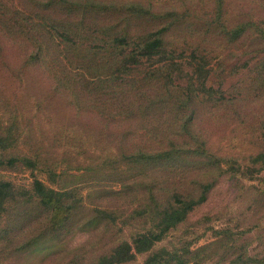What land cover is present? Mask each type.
Listing matches in <instances>:
<instances>
[{
	"label": "rangeland",
	"instance_id": "1",
	"mask_svg": "<svg viewBox=\"0 0 264 264\" xmlns=\"http://www.w3.org/2000/svg\"><path fill=\"white\" fill-rule=\"evenodd\" d=\"M5 26L16 27L15 36L5 38ZM111 28L136 39L161 33L176 61H203L215 91L194 103L179 99L167 116L149 102L153 90L142 98L114 88L121 77L100 85L90 78L94 111L81 110L49 70L65 46L40 35L75 29L102 52L96 32ZM81 39L74 36L60 57L77 56ZM39 60L38 70L31 62ZM184 68L169 83L198 92L195 68ZM257 81L264 82V0H0V133L11 130L17 140L0 157L37 161L0 169L17 192L0 214V264H92L120 240L152 229V197L164 198L162 189L172 200L175 189L197 200L204 184L211 185L206 201L152 249L157 264H264V162L257 157L264 86ZM119 104L131 109L130 120ZM132 153L173 159L143 167L126 157ZM35 179L68 191L67 209H74L59 224L36 198ZM148 255L127 264H145Z\"/></svg>",
	"mask_w": 264,
	"mask_h": 264
},
{
	"label": "trees",
	"instance_id": "2",
	"mask_svg": "<svg viewBox=\"0 0 264 264\" xmlns=\"http://www.w3.org/2000/svg\"><path fill=\"white\" fill-rule=\"evenodd\" d=\"M85 7H87V5H85ZM10 18H12L10 19L12 22L19 21L14 19L17 18L16 16L12 15ZM14 26L2 27L5 38L15 36V30L17 31V28ZM34 26L35 25H31V29L28 32L34 31ZM107 31H110V33H106ZM96 33L98 36L95 37V39L98 42L104 43L102 52L100 51L101 48L100 50L92 51L86 38L82 40L76 37L78 36V32L75 29H73V31L70 29L67 31H65V29H55V33L47 31V35H40L42 37L60 40L62 46H65V48L60 51L61 55L65 52L69 55V50L73 48V45L69 46L68 42H73L72 39H74V36L77 39H81L80 47L74 48V51L77 52V56L72 58L67 57V55L64 57H60L61 55L55 57V61H53V65H51L49 69L58 85L66 88V91L69 92L73 98H76V102L81 110L91 108L92 111H94L93 106L89 105L93 102L90 95L91 92L87 88V85L90 84V78H93L95 85H100L97 83H106L112 79L110 81L111 83L118 77H121V81L123 80L124 84H116L114 88L121 87L123 89L126 87V89L136 93L142 98L144 97L142 96L143 94H147L146 92H151V90H153L156 95L154 98H151L149 102L155 106H161V110H164L167 116L173 112L179 99L194 103L203 95L204 98H206L215 91L213 85L209 83L211 76L210 71H207L201 64L203 61L199 57H196L197 55H193L194 57L191 58L192 60L188 61V63L184 60L176 61L178 59L174 56L176 53L175 50L167 49L168 47L159 32L148 33L146 36H140L137 39L130 37L127 32L119 33L115 28L99 30ZM47 47L46 51L50 52L49 46ZM58 50H60V48H58ZM181 56L183 57L184 54ZM146 64L150 67L146 68ZM31 65L39 70L40 67L45 66V63L39 60L36 63L31 62ZM184 67L195 68L194 74H197L201 81V89L198 92L190 88L176 89L174 82H172L173 80H170L169 83V78H173L176 72H180L181 75L186 72ZM147 70L154 72L152 77L153 80L147 78V72H145ZM187 74L189 73L187 72ZM191 77L195 79L192 74ZM257 82H261L260 87L264 86L263 81ZM82 91H88V94H85L86 96L88 95L85 97L88 102L86 105L81 104L82 99L80 98L82 97L80 95L84 93ZM121 91H125V89ZM124 93L125 92H122V95ZM221 93L225 95V92ZM221 101L227 100L224 98ZM210 102L211 101L208 100V103ZM119 105L122 106L121 104ZM135 105H138V101L135 102ZM124 108H126L124 115L128 116L125 120H130L133 113H131L132 111L129 107ZM167 116L160 115V122L164 119L166 120ZM16 141L11 130L8 131V133H0V150L9 151L13 149L16 145ZM122 155L125 156V153ZM135 155L137 154L132 153L131 155H126V157L130 160L137 161V163L141 164L143 167H145V163H150L151 161L168 162L173 159L170 153H165L161 156L139 154L135 157ZM257 157L264 162V153ZM19 163L29 168H35L37 166V161L27 156L0 157V169L3 167L12 168ZM203 187L204 191L197 200L188 197H185V200L183 194L176 191L177 189L172 192L174 194V200H172L173 195L171 196V191L169 192L166 188L162 189L161 192L165 194L164 198L168 197L164 201L166 203L164 207L159 205V200L164 198L160 195H158L159 199L152 197V201L155 204V210L151 215L153 217L152 229L138 232L130 239L120 240L115 247L95 257L92 264H127L133 262L136 257L141 254H149L145 264H157L158 257L150 254L152 249L164 238L171 228L182 223L189 213L206 201L207 192L211 188V185L204 184ZM33 192L41 206L49 210L50 214H53L57 219L56 224H59L63 216L68 215L69 212L74 209V206H71L69 210L67 209L70 200L68 198V191L63 193L58 192L54 188L46 186L41 180L35 179ZM144 195L143 198H145ZM16 196L17 192L13 183L0 179V214L6 210V205Z\"/></svg>",
	"mask_w": 264,
	"mask_h": 264
}]
</instances>
